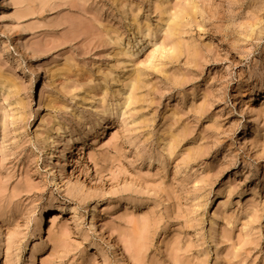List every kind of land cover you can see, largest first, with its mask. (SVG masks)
Returning a JSON list of instances; mask_svg holds the SVG:
<instances>
[{
	"label": "rangeland",
	"instance_id": "1",
	"mask_svg": "<svg viewBox=\"0 0 264 264\" xmlns=\"http://www.w3.org/2000/svg\"><path fill=\"white\" fill-rule=\"evenodd\" d=\"M3 2L0 264H264V0Z\"/></svg>",
	"mask_w": 264,
	"mask_h": 264
},
{
	"label": "bare ground",
	"instance_id": "2",
	"mask_svg": "<svg viewBox=\"0 0 264 264\" xmlns=\"http://www.w3.org/2000/svg\"><path fill=\"white\" fill-rule=\"evenodd\" d=\"M5 1H6V0H4V2H5ZM4 2H3V3H4ZM100 124H101V123H100ZM98 125H99V124H98ZM105 126H106V125H105ZM67 149H68V148H67ZM68 151H69V150H68ZM67 153H69V152H67ZM64 157H65V156H64ZM62 158H63V157H62ZM62 158H61V159H62ZM69 159H70V158H69ZM66 160H67V158H66ZM63 164H64V163H63ZM60 165H61V164H60ZM94 209H95V208H94ZM94 209H93V210H94ZM93 210H92V212H93ZM90 215H92V213H91ZM94 216H95V214H94ZM94 216H93V217H94ZM58 217H59V216H58ZM89 217H92V216H89ZM92 219H93V218H92ZM92 221H93V220H92ZM93 222H94V221H93ZM32 260H33V259H32ZM30 264H33V261H31Z\"/></svg>",
	"mask_w": 264,
	"mask_h": 264
}]
</instances>
